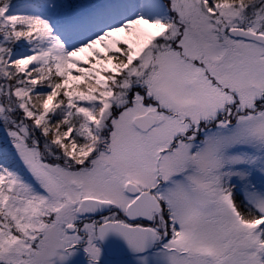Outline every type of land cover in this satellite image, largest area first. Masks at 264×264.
Masks as SVG:
<instances>
[{"label": "snow or ice", "instance_id": "6c2138e0", "mask_svg": "<svg viewBox=\"0 0 264 264\" xmlns=\"http://www.w3.org/2000/svg\"><path fill=\"white\" fill-rule=\"evenodd\" d=\"M0 264H264V0H0Z\"/></svg>", "mask_w": 264, "mask_h": 264}, {"label": "trees", "instance_id": "16d2710c", "mask_svg": "<svg viewBox=\"0 0 264 264\" xmlns=\"http://www.w3.org/2000/svg\"><path fill=\"white\" fill-rule=\"evenodd\" d=\"M75 2L88 3V2H91V0H75Z\"/></svg>", "mask_w": 264, "mask_h": 264}]
</instances>
